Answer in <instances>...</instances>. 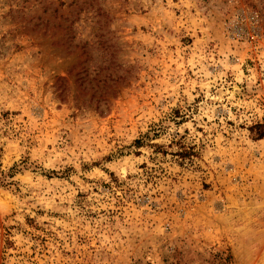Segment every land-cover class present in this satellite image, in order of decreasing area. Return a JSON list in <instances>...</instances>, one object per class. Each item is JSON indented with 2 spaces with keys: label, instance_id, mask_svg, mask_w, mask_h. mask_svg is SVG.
Wrapping results in <instances>:
<instances>
[{
  "label": "rangeland",
  "instance_id": "obj_1",
  "mask_svg": "<svg viewBox=\"0 0 264 264\" xmlns=\"http://www.w3.org/2000/svg\"><path fill=\"white\" fill-rule=\"evenodd\" d=\"M260 127L264 0H0V264H264Z\"/></svg>",
  "mask_w": 264,
  "mask_h": 264
},
{
  "label": "trees",
  "instance_id": "obj_2",
  "mask_svg": "<svg viewBox=\"0 0 264 264\" xmlns=\"http://www.w3.org/2000/svg\"><path fill=\"white\" fill-rule=\"evenodd\" d=\"M260 138H264V127H260V133H259ZM136 144H138L139 147H141L142 143L140 141H136Z\"/></svg>",
  "mask_w": 264,
  "mask_h": 264
}]
</instances>
